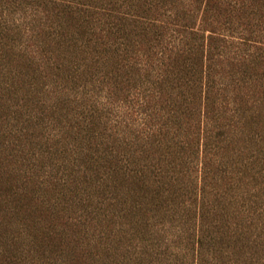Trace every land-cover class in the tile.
Segmentation results:
<instances>
[{"label":"rangeland","instance_id":"374dc122","mask_svg":"<svg viewBox=\"0 0 264 264\" xmlns=\"http://www.w3.org/2000/svg\"><path fill=\"white\" fill-rule=\"evenodd\" d=\"M255 45L264 0H0V264H264ZM177 47L216 95L166 200L145 102Z\"/></svg>","mask_w":264,"mask_h":264},{"label":"trees","instance_id":"16d2710c","mask_svg":"<svg viewBox=\"0 0 264 264\" xmlns=\"http://www.w3.org/2000/svg\"><path fill=\"white\" fill-rule=\"evenodd\" d=\"M235 13L232 14V17ZM254 67L253 72L257 76V79L252 86L254 93L253 101L258 103L262 84L264 80V70L259 64V58L262 57L260 47L255 45ZM257 49V50H256ZM187 51L185 47H177L171 53H166L161 62L160 74L158 78L152 83V91L150 98H146L147 110L151 111L150 126L148 127L149 134H146V139L151 146L147 152H150L151 156H154L155 151L162 155L166 153L164 157L165 172L162 175H158L161 179H166L167 184L163 190L164 199H172L181 192V182L184 175L183 161L184 158L181 154H176V151L172 153L167 145H170L171 140L178 138L179 125L183 127L185 121L192 127H196L199 132H196L192 137L196 145V154L199 160V153L203 148V137L195 135L202 134L200 132L203 120L210 110V103H213L214 90L211 86V79L208 78V68L206 67L208 50L203 48L202 54H200L201 62L198 63L195 68H188ZM251 67V63H247ZM220 74H222L220 72ZM223 76V75H222ZM216 77V76H215ZM232 94L242 102L243 91L241 85H234ZM219 91H217V94ZM230 94V91H223L221 95ZM190 119H192L191 122ZM157 121V125L153 124ZM187 124V125H188ZM156 136L159 138L156 139ZM196 137V138H195ZM163 143L165 147L163 149H156V143ZM145 179V175H144Z\"/></svg>","mask_w":264,"mask_h":264}]
</instances>
